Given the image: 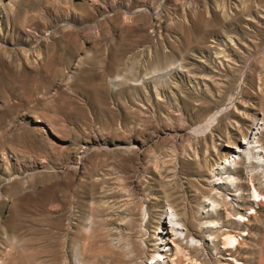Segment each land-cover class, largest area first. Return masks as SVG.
I'll return each instance as SVG.
<instances>
[{"label":"rangeland","instance_id":"1","mask_svg":"<svg viewBox=\"0 0 264 264\" xmlns=\"http://www.w3.org/2000/svg\"><path fill=\"white\" fill-rule=\"evenodd\" d=\"M253 110L264 0H0V264H141L142 209L155 228L141 187L160 172L181 194L206 186L184 178L189 153ZM238 168L251 203L233 215V256L264 264L263 168ZM217 245L199 257L238 264Z\"/></svg>","mask_w":264,"mask_h":264},{"label":"bare ground","instance_id":"2","mask_svg":"<svg viewBox=\"0 0 264 264\" xmlns=\"http://www.w3.org/2000/svg\"><path fill=\"white\" fill-rule=\"evenodd\" d=\"M227 106L216 111L207 119L204 126L213 121L214 117ZM252 117L253 120L246 119L243 128H237L232 138L219 143L218 149H213L209 155L208 151L202 152L199 148L189 153L192 167L184 178L192 177L202 183L205 182L206 186H189L186 194H181L172 184V177L168 173L162 175L160 172L159 180L162 179V183L158 189L141 187V200L147 203L151 202L152 198L154 201L150 214L155 219V228L151 230L148 229L147 211L142 209L139 215V225L146 229V234L141 237V251L137 253L136 249L131 248L130 252L132 255L138 254L141 264H207L206 260L199 257V253L201 250L209 249L215 254H221L217 245L219 238L222 239L224 243L222 247L225 250H232L230 254L228 253V260L238 264H255L251 256L244 258L242 263L238 262L236 255L233 256L238 249V242L235 237L236 231L231 228V223L240 221L233 216L238 212L237 209L251 203V199L249 201L245 198L243 181L238 178L240 172L238 167L241 164L261 167L263 168L261 177H264V114L253 110ZM250 184L258 197L252 179ZM258 200L259 198H255L254 201ZM185 201L189 203V208ZM223 205L226 206L224 218L220 211V206ZM247 220L249 219L244 218L242 222L245 224ZM120 226V223H116V227ZM230 243L233 245H229Z\"/></svg>","mask_w":264,"mask_h":264}]
</instances>
